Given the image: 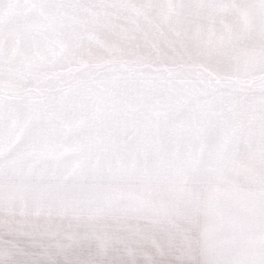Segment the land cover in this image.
Segmentation results:
<instances>
[{"label": "snow or ice", "instance_id": "6c2138e0", "mask_svg": "<svg viewBox=\"0 0 264 264\" xmlns=\"http://www.w3.org/2000/svg\"><path fill=\"white\" fill-rule=\"evenodd\" d=\"M0 264H264V0H0Z\"/></svg>", "mask_w": 264, "mask_h": 264}]
</instances>
